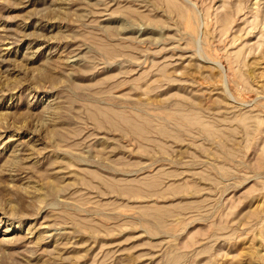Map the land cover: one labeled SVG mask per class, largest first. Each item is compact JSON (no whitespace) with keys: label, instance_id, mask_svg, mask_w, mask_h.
<instances>
[{"label":"rangeland","instance_id":"1","mask_svg":"<svg viewBox=\"0 0 264 264\" xmlns=\"http://www.w3.org/2000/svg\"><path fill=\"white\" fill-rule=\"evenodd\" d=\"M0 264H264V0H0Z\"/></svg>","mask_w":264,"mask_h":264}]
</instances>
